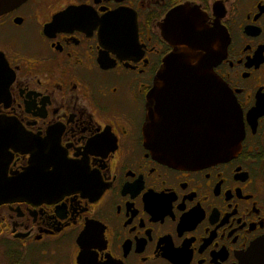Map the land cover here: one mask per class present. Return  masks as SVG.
Segmentation results:
<instances>
[{
  "label": "flooded vegetation",
  "instance_id": "flooded-vegetation-1",
  "mask_svg": "<svg viewBox=\"0 0 264 264\" xmlns=\"http://www.w3.org/2000/svg\"><path fill=\"white\" fill-rule=\"evenodd\" d=\"M197 8L226 50L214 69L242 113L227 161L191 169L145 147L146 100L173 52L161 27ZM0 137L69 188L0 206V264H240L264 240V0H27L0 16Z\"/></svg>",
  "mask_w": 264,
  "mask_h": 264
},
{
  "label": "water",
  "instance_id": "water-1",
  "mask_svg": "<svg viewBox=\"0 0 264 264\" xmlns=\"http://www.w3.org/2000/svg\"><path fill=\"white\" fill-rule=\"evenodd\" d=\"M27 0H0V16ZM173 52L155 78L146 100L145 147L161 163L191 169L227 161L241 150L243 118L227 85L214 72L223 61L224 43L218 28L207 25L197 8H180L161 27ZM0 55V69H8ZM0 137V156L8 149L25 153L20 126ZM33 163L22 173L0 165V206L31 197L49 196L69 188L56 164ZM240 264H264V240L240 259Z\"/></svg>",
  "mask_w": 264,
  "mask_h": 264
}]
</instances>
